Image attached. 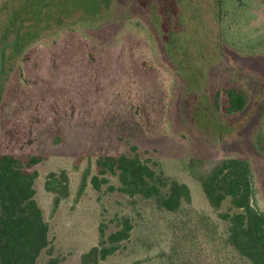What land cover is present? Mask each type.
<instances>
[{"label": "rangeland", "instance_id": "obj_1", "mask_svg": "<svg viewBox=\"0 0 264 264\" xmlns=\"http://www.w3.org/2000/svg\"><path fill=\"white\" fill-rule=\"evenodd\" d=\"M153 6L150 1L148 7ZM195 7L197 19L189 28L205 33L206 44L222 40L225 45L227 38L244 52H259L257 59L235 57L226 45L224 59L211 52L214 48L201 49L205 56L197 53L195 62L186 65L184 81L161 49L149 13H138L134 6L133 18L101 29L67 30L34 44L16 61L11 76L5 65L14 62L13 55L0 60V78L6 79L0 99V151L49 155L38 165L36 188L52 243L37 264H46L51 256L59 264H81V255L99 241L100 224L107 223L111 232L118 216H129L134 228L110 262L168 264L174 228L187 205L175 212L159 209L152 199L111 191L108 185L96 189L92 183L78 197L82 173L90 165L95 169L98 156L131 153L133 145L158 171L188 183L194 208L210 215L223 235L228 221L220 213L230 209L229 201L214 209L188 162L198 158L201 166L210 167L243 151L253 161L254 202L264 211V154L250 145L264 111V0H195ZM78 8L100 9L98 0H30L13 13L10 26L20 19L59 20L63 14L76 15ZM225 81L239 82L247 91L249 103L240 115H219L216 97L223 94ZM59 128L65 138L55 144L53 134ZM61 169L69 173L70 193L54 212L45 180L49 172ZM111 184L118 187L120 182L112 176Z\"/></svg>", "mask_w": 264, "mask_h": 264}, {"label": "trees", "instance_id": "obj_2", "mask_svg": "<svg viewBox=\"0 0 264 264\" xmlns=\"http://www.w3.org/2000/svg\"><path fill=\"white\" fill-rule=\"evenodd\" d=\"M29 1L0 0V60L13 55L14 62L9 67L5 65V73L10 76L18 66L16 61H20L34 44L57 38L67 30L81 27L101 29L106 23L133 18L131 8L134 6L138 13H149L161 49L184 81L186 65L195 62L197 53L203 54L201 49L214 48L211 52H217L222 59L225 45L235 57L251 56L257 59L259 56V52L251 54L233 47L234 44L228 42L227 38L225 45L222 40L221 43L209 40L206 44L205 33L199 34L189 28L194 26L197 19L195 0H98L100 9L97 12L78 8L76 15L63 14L59 20L38 23L20 19L16 26H10L13 13ZM150 1L154 2L153 8L148 7ZM192 15L195 17L192 18ZM69 20L73 22L69 23ZM8 30L10 34L4 37ZM183 59L187 61L186 64ZM235 75L236 71L233 72ZM225 83L223 94L216 97L221 110L219 115H240L249 103L247 91L239 82ZM5 88L6 79L0 78V99ZM64 138L62 128L53 134L55 144ZM250 140V145L264 154V111ZM48 158L49 155L44 152L0 151V264H37L43 251L51 249L50 223L37 199L36 188L40 175L38 165ZM200 162L198 158L190 159L188 169L201 184L210 205L217 210L229 201L230 209L220 213L228 221L225 235L221 234L218 224L210 215L194 208L189 184L168 175L164 170L158 171L149 159L141 156L137 145L132 146L131 153L98 156L95 169L90 165L82 173L78 197L92 183L96 189L108 185L111 191L119 190L130 197L152 199L159 209L175 212L187 205L184 218L174 228L175 240L168 264H264V211L254 202L256 187L251 156L243 151L229 154L210 167L201 166ZM112 176L118 178V187L111 184ZM45 187L53 194L55 212L70 193L68 171L49 172ZM116 221L117 228L111 232H108L107 223L100 224L99 241L81 255V264H115L109 261L110 257L129 240L134 228L129 216H118ZM46 264H59V260L51 256Z\"/></svg>", "mask_w": 264, "mask_h": 264}]
</instances>
